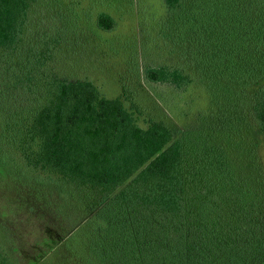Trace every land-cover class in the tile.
<instances>
[{
  "label": "trees",
  "instance_id": "16d2710c",
  "mask_svg": "<svg viewBox=\"0 0 264 264\" xmlns=\"http://www.w3.org/2000/svg\"><path fill=\"white\" fill-rule=\"evenodd\" d=\"M162 1L180 59L145 65L144 77L177 90L196 80L209 93L219 111L199 134L152 117L143 126L134 103L45 71L19 50L33 0H0V171L14 180L9 211L42 226L31 264L73 228L81 236L69 251L88 249L94 264H264L252 129L264 134V0ZM95 24L116 21L99 11ZM240 105L250 120L233 115ZM6 244L0 237V264H15Z\"/></svg>",
  "mask_w": 264,
  "mask_h": 264
},
{
  "label": "rangeland",
  "instance_id": "374dc122",
  "mask_svg": "<svg viewBox=\"0 0 264 264\" xmlns=\"http://www.w3.org/2000/svg\"><path fill=\"white\" fill-rule=\"evenodd\" d=\"M99 11L114 17V29L97 27ZM164 11L162 0H33L19 50L25 55L29 52L32 60L38 55L43 58L45 71L89 78L102 95L121 96L127 108L134 103L139 110L135 113L137 121L143 126L152 117L164 120L177 135L183 131L199 134L212 123L217 110L209 93L196 80L185 90H177L168 83L151 82L144 77L145 65L171 64L180 59L176 40L172 45L169 33L164 31H176ZM243 105L250 107L247 99ZM243 105L235 108L233 115L240 113L250 120ZM252 129L264 171V134L254 124ZM13 182L0 171V222L6 224L0 237L17 264H31L41 251L38 247L33 249V245L43 229L34 218L25 223L16 211L12 214L7 208L14 193L6 190ZM71 220L66 225L76 226L78 217ZM10 222L14 224L7 226ZM53 227H48L49 231L60 237L63 229ZM74 229L38 264H94L88 249L75 254L69 251L68 246H75L81 236ZM4 249L5 246L0 251Z\"/></svg>",
  "mask_w": 264,
  "mask_h": 264
}]
</instances>
